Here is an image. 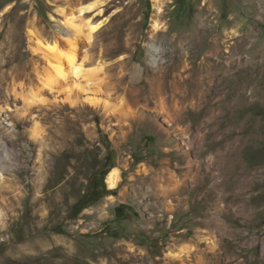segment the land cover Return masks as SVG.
Here are the masks:
<instances>
[{"label": "rangeland", "instance_id": "374dc122", "mask_svg": "<svg viewBox=\"0 0 264 264\" xmlns=\"http://www.w3.org/2000/svg\"><path fill=\"white\" fill-rule=\"evenodd\" d=\"M86 4H92V7L81 16L91 25H100L92 33L90 43L84 42L82 34L75 35L71 40L72 48L76 58L85 56L84 70L97 69V78L102 83L100 95L109 100L114 112L140 111L150 117L156 115L152 103L144 106L146 101L141 100L138 107L129 102L127 84L131 79H137L141 82L139 86L149 87L146 72L169 62L170 54L164 51L170 52V38L180 35L185 38L181 52H184L182 58L186 65V69L174 70L180 78L191 71L200 75V81L206 80L209 70L218 77L223 74V65L237 57L236 68L229 71L230 83L215 82V94L229 93L228 98L232 100L238 85L247 84L248 92L253 88L255 97L251 111L258 123L261 122L263 131L255 143L256 157L245 158L246 164L253 158L262 157L264 160V0H0V47L10 41L16 52V57L6 67L16 65L15 68H19L26 63L32 64L34 60L44 64L40 51L33 49L35 41L46 43L60 39L58 45L68 50L69 45L63 37L67 18L72 15L78 23L77 11ZM199 21L205 23L204 31L191 34ZM154 23L161 29L155 28ZM158 30L163 33L156 38L153 35ZM216 38L222 43L214 51L211 41ZM150 45L156 46L155 53L150 50ZM131 64L137 67V71L130 68ZM1 69L6 68L0 58ZM30 70L28 67L27 71ZM71 76L85 81L79 75ZM122 76L127 84L125 80L121 81ZM251 76L252 82L248 80ZM38 83L37 78L27 79L24 94L30 96L34 93ZM62 88L64 86L58 92L47 91L46 97H55L61 104V99L66 96ZM168 95L169 90L164 93L166 98ZM181 95L180 88L175 97L179 99ZM185 95L196 103L195 106L203 105L205 90L203 86L199 90L189 89ZM16 104L19 108L22 101ZM2 105L10 107L9 103ZM33 107L36 116L38 108ZM67 107L61 113L71 120L74 113ZM48 108L49 114L56 113V109ZM245 111L241 110L238 116ZM84 114L76 116V151L71 155L81 172L77 182L49 183L45 190H41L38 183L2 184L5 190L0 193L3 213L0 217V264H155L163 262L165 253L171 249L176 251L182 245L204 246L205 243L214 245L217 252L221 247V250L235 253L227 259L222 256L218 264H241L234 257L239 254L242 263L264 264V258H261L264 181H260L261 178L244 189L239 183L242 178L237 183H224L223 191L218 185L212 188L209 197L206 195L208 183H201V187L198 183H180L179 206L172 211L164 210V197L152 192L155 185L124 183L129 172L144 166V162L154 164L161 158L157 133L138 130L128 135L123 157L132 161L131 170L125 172L121 167L124 179L118 187L108 188L106 175L119 157L114 144L120 140L119 122H108L101 109L89 106H85ZM183 116L192 123V130L201 119V115L197 116L192 110ZM1 118L0 127H9L11 120L3 115ZM160 119L156 121L158 126H165ZM40 124L44 133L48 132L49 121L41 119ZM211 135L208 133L207 138L210 139ZM171 138L176 137L171 135ZM177 154L180 153L170 152L167 156L175 162L179 160ZM66 155L65 152L59 155L53 173L58 174L65 167ZM242 156L238 158L240 161L244 159ZM240 161L237 170L244 166L245 160ZM202 164L206 165L205 162ZM210 166L208 170L213 172L214 165ZM45 192L49 195L44 198L42 194ZM219 194L221 210L216 216L221 219L222 226L210 231L204 227L195 238L198 225L195 221L204 216L205 207H211V201L217 202ZM178 195L167 198L170 204L177 203Z\"/></svg>", "mask_w": 264, "mask_h": 264}, {"label": "bare ground", "instance_id": "6f19581e", "mask_svg": "<svg viewBox=\"0 0 264 264\" xmlns=\"http://www.w3.org/2000/svg\"><path fill=\"white\" fill-rule=\"evenodd\" d=\"M91 7L92 4L80 6L76 15L79 20L78 23H75V18L72 15L67 18V29L64 31L65 36L63 37L69 45L68 50H64L62 46L58 45L60 39L46 43L35 41L36 46L33 49L34 51H40L44 59L42 65L34 60L32 64L26 63L19 68H15L17 66L14 65L9 67V70L6 65L14 60L16 52L10 41H6L0 47L2 66L6 68L0 70V118L3 115L11 120V124L8 123L9 127H0V193L5 190L3 183H10V186L14 183H38L37 186L41 190H45L50 186L49 183H73L78 181L81 172L79 167L75 165V160L72 161L71 155L76 151V145L74 147V142L77 139L76 130L78 129L76 116L85 115V106L96 110L101 109L108 122L111 120L119 122V124L117 123V132L120 140L114 143L119 151V157L116 164L112 166L106 175L108 188L118 187L124 179L121 176L123 173L121 167L125 172L131 170L132 161L124 160L123 156L126 151L125 145L128 135L134 131L138 132V130H152L157 133V144L160 146L159 152L162 156L154 164L144 162V166L141 165L135 170L132 169L133 171L129 172L124 183H141L142 185L151 183L148 186L155 185V190L152 192H154L153 194L156 193V196L164 197L165 200L162 201L164 210L172 211L175 206H179L181 200L178 195L181 193L180 183H198V187L201 183H208L206 194L208 196L213 193L211 191L216 186L219 185L220 191H223L224 183H237L236 181L239 178H242L239 183H241L243 189L248 188L249 183H256L258 177L261 178L260 181H264L263 158H253L252 161H247V164V158H245V156L249 158L255 156V143L259 137L258 135L263 131L260 129L262 128L261 122L258 123V118L251 111L255 97L253 88L251 87L248 92L247 84L238 85L235 97L232 100L228 98L229 93L218 94V96L215 94L217 91L214 89L215 82L230 83L229 71L232 72L236 68L238 64L237 57L230 59L223 65V74L221 73L218 77H216L214 71L207 70L206 80L202 79L200 81V75H194L191 71L180 78L174 70L179 67L186 69L182 58L184 52H181L182 41L185 38L180 35L172 36L170 38L172 50L170 52L164 51V53L170 54L169 62L165 66L162 64L160 67L146 72L150 83L149 87L139 86L141 82L137 79H131L127 84L125 76L121 77V81L125 80L128 86L129 102L134 106H138L141 100L146 101L145 104L143 103L144 106L152 103L156 115L150 117L140 111L116 113L110 107L109 100L100 95L102 83L97 78V69L84 70L85 56L76 58L72 48L74 44L71 40L75 38V35L82 34L84 42L90 43L92 33L100 25H91L89 20H85L81 16L84 11L89 10ZM154 27L160 28L156 23H154ZM204 29L205 23L199 21L190 32L195 35V33L203 32ZM162 33V30H158L153 36L158 38ZM30 37L32 40L34 39L33 36ZM218 39L211 41V49H214V51L220 48L222 43ZM150 50L155 53L157 48L155 45H150ZM28 67L31 68L29 72L27 71ZM130 68L137 71L134 64H131ZM71 74L79 75L85 81L82 82L72 78ZM33 78L39 80V86H37L34 93L26 96L23 91L24 85L27 79ZM248 80L252 82L253 77H249ZM62 86H64L62 89L66 96L61 99V104L55 97L54 99L46 97L47 91L49 93L58 92ZM202 86L205 90L203 105L195 106L196 103L194 104L193 100H190L185 94L189 89L199 90ZM180 88L182 95L178 99L175 97V92ZM167 90H169V95L166 98L164 93ZM149 95L150 97H148ZM19 100L22 101V106L17 108L16 103ZM2 103H9L10 107H4ZM34 105L38 108L36 116L34 115ZM49 106H51V109H56L55 114H49ZM66 106L74 113L71 120L61 113V110L66 109ZM243 109L246 110L245 113L238 116V113ZM188 110H192L197 116L201 115L199 116L201 119L194 130H192V123L186 121V117L183 116V113ZM159 117L165 126H158L156 121ZM41 119L50 123L46 133H44L45 129L40 124ZM172 122L176 124H172ZM262 124L264 125V122ZM111 133H115L114 130H111ZM208 133H212L210 139L207 138ZM171 135L176 138H171ZM262 136H264L263 133ZM64 152L67 154L65 167L60 169L61 172L55 174L53 169L59 162V155ZM170 152L180 153L177 154L179 160L172 162L167 156ZM242 155H244L243 160H245L244 166L242 169L237 170L236 168L240 167L237 163L240 161L238 158H243ZM75 158L77 159V157ZM122 161H125V163L122 164ZM203 162L206 163L205 166H203ZM210 164L214 165L213 172L208 170L211 167ZM243 184L244 186H242ZM260 184H257V186H260ZM131 185L133 186V184ZM134 190L137 191L136 188ZM173 194L178 195L176 197L177 203L170 204L167 198H170ZM48 195L49 192H45L42 197L45 198ZM220 199L221 195L219 194V198L216 199L217 202L211 201V207L204 208V216L195 221L198 224L195 229V238L202 233L204 227L209 228L210 231L222 226L221 219L216 216V213L221 210ZM2 214L0 210V217ZM213 246L207 243L204 246L182 245L176 251L171 249V251L166 252L163 262L159 261L155 264H218L219 258L222 256L227 259V257H232L235 254L226 252L225 249L221 250V247L220 250L217 249V252ZM236 252L241 253L240 250H236ZM240 256L241 254L234 257L239 263L246 264L242 263V260L239 259ZM261 258H264V247Z\"/></svg>", "mask_w": 264, "mask_h": 264}]
</instances>
